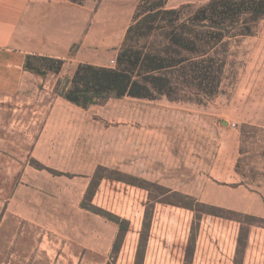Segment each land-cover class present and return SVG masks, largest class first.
Wrapping results in <instances>:
<instances>
[{"label": "rangeland", "instance_id": "374dc122", "mask_svg": "<svg viewBox=\"0 0 264 264\" xmlns=\"http://www.w3.org/2000/svg\"><path fill=\"white\" fill-rule=\"evenodd\" d=\"M142 1L82 0L79 6L88 15L84 46L74 44L69 56L57 59L63 62L57 74H25L23 84L9 89L4 99H63L60 93L80 64L116 68L126 30ZM164 1L166 10L179 11L167 20L178 23L210 2ZM245 18L238 29L200 48L215 59L217 86L187 81L190 67L177 66L169 71L177 83L169 90L175 101L166 96L110 98L87 109L89 122L95 121L106 138L128 128L164 130L159 131L164 138L166 130L181 126L198 129L197 172L185 168L183 177L153 181L140 170L49 168L31 156L36 136L32 138L29 127L11 129L21 137L23 167H9L14 179L0 183V191L71 193L50 201V208L56 216L51 235L58 236L63 213L72 238L69 257L58 258L54 252L60 249L44 248L42 239L11 237L1 245L6 254H0V264H264V19L251 23L252 34L243 36L239 28ZM132 45L161 51L167 43L159 33L133 39ZM0 120L11 121L6 115ZM237 145V176H231L226 166L234 161ZM8 155L15 159L10 150Z\"/></svg>", "mask_w": 264, "mask_h": 264}, {"label": "crops", "instance_id": "0c3cea01", "mask_svg": "<svg viewBox=\"0 0 264 264\" xmlns=\"http://www.w3.org/2000/svg\"><path fill=\"white\" fill-rule=\"evenodd\" d=\"M87 27V12L67 0H0V118L6 115L11 120L6 124L0 120V183L14 179L9 167H23L21 137L11 130L21 126L29 127L32 138L36 136L32 139L31 156L45 167L106 166L128 173L140 170L147 180L153 181L183 177L185 168H195L197 172L201 140L196 128L166 130V138L160 133L164 130L128 128L118 130L115 138H106L95 121L89 122L88 108L65 99H4L9 89L23 84L25 74L30 75L25 69L28 56L64 60L74 44L84 46ZM168 136L176 138H170V143ZM238 149L237 145L234 161L226 166L231 176H237ZM9 150L15 159L9 157ZM204 154L215 157L213 151ZM70 195L0 191V254H6L3 242L13 237L42 239L46 242L44 248L60 249L54 252L55 256L69 257L72 234L64 225L66 215L60 214L58 236L51 235L56 216L51 213L50 201ZM54 240L58 241L50 242Z\"/></svg>", "mask_w": 264, "mask_h": 264}, {"label": "trees", "instance_id": "16d2710c", "mask_svg": "<svg viewBox=\"0 0 264 264\" xmlns=\"http://www.w3.org/2000/svg\"><path fill=\"white\" fill-rule=\"evenodd\" d=\"M69 1L76 5L82 2ZM154 2H141L139 13L126 30L123 45L116 57V68L80 64L68 88L60 93L63 99L84 109L110 98L154 100L166 96L170 101H175L169 90L177 83L172 81L169 71L177 66L183 70L190 67L189 73L185 74L187 81L197 80L200 85L215 87L219 83L214 75L215 59L207 57V53L200 48L209 46L213 41L218 42L223 32L230 34L238 29V23L245 16L239 28L243 36L252 34L251 23L264 19V0H210L198 8L192 18L179 23L166 18L179 11L166 10L164 0ZM142 10L144 12L140 14ZM159 33L167 43L161 51L132 45L133 39H147ZM194 55L199 61L194 60ZM62 63V60L28 56L25 69L41 75L45 72L57 74ZM52 64H56V67H52Z\"/></svg>", "mask_w": 264, "mask_h": 264}]
</instances>
